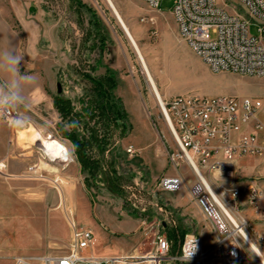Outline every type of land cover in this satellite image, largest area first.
<instances>
[{
	"label": "rangeland",
	"instance_id": "1",
	"mask_svg": "<svg viewBox=\"0 0 264 264\" xmlns=\"http://www.w3.org/2000/svg\"><path fill=\"white\" fill-rule=\"evenodd\" d=\"M15 1L26 11L33 31H24L16 18L11 19L22 48L27 45L26 61L20 75L0 77V89L18 95L15 108L23 119L15 125L0 119L7 160L6 166L0 165V179L11 187L10 197L8 191L0 194V264H15L17 257L67 254L71 241L57 239L64 228L72 234L71 222L95 233L90 254L128 257L124 264H153L145 257L154 251L158 234L169 239L174 254L187 235H198L210 245L212 226L189 194L195 174L185 163L176 166L170 161L177 147L138 54L109 2ZM111 1L131 28L161 99L187 93L264 99V77L215 73L183 46L172 15L174 0H162L157 9L141 0ZM250 30L259 35L258 26L251 25ZM87 74L114 76V93L126 113L124 129L112 122L105 131L99 116L90 119L83 111L88 103ZM59 98L70 103L57 102ZM59 105L72 107L73 113L63 115ZM75 112L85 114L76 117ZM71 133L88 142L90 170L84 169ZM33 134L57 140L68 148L70 159L62 162L49 156L40 142L31 139ZM156 146L162 154L154 163ZM130 147L136 150L133 156L127 152ZM235 169L239 184L264 182V174L252 173L257 169L264 173V159L244 158ZM202 172L215 191L231 183L224 174ZM173 175L184 179L181 191L158 189L161 177ZM242 200L247 234L264 255V205L255 208ZM9 206L11 212L3 213ZM8 220L11 224L5 229ZM103 239L106 243L99 244ZM242 242L254 264H261L254 250Z\"/></svg>",
	"mask_w": 264,
	"mask_h": 264
},
{
	"label": "built area",
	"instance_id": "2",
	"mask_svg": "<svg viewBox=\"0 0 264 264\" xmlns=\"http://www.w3.org/2000/svg\"><path fill=\"white\" fill-rule=\"evenodd\" d=\"M141 1L157 9L162 0ZM222 1L174 0L172 15L180 38L215 73L264 77V0ZM251 25L258 26L259 35L251 33ZM157 101L177 147L169 159L176 166L185 163L195 174L189 194L210 222L214 240L205 245L200 236L187 235L174 254L169 239L158 234L154 251L145 259L153 264H254L242 242L249 227L241 215L242 199L255 208L264 205V182L239 184L235 165L242 157L264 159V99L187 93L169 99L157 97ZM18 114L13 103L0 111V119L15 125L23 121ZM237 133L241 135L234 141ZM127 152L136 154L133 147ZM203 169L224 174L231 183L215 191ZM157 187L178 192L185 181L179 175L163 176ZM71 223L67 254L17 257L15 264H124L128 259L90 254L95 244L93 230Z\"/></svg>",
	"mask_w": 264,
	"mask_h": 264
},
{
	"label": "crops",
	"instance_id": "3",
	"mask_svg": "<svg viewBox=\"0 0 264 264\" xmlns=\"http://www.w3.org/2000/svg\"><path fill=\"white\" fill-rule=\"evenodd\" d=\"M12 18H16V20L20 22L24 31H26V32H29V30L33 31L32 30L33 29L32 24L28 23L29 20L27 19L26 11L23 13L21 8L19 7V4H17L15 0H0V53L5 52V51H10L13 54H22L24 56V60L22 61V63H23L24 61H26L27 45H24V47L22 48L21 36L17 31H15L13 29V27L11 25V19ZM176 35H177V38H179V40L183 44V46L189 48L185 44V42L182 39H180V36L178 34V30H177ZM33 42H34V40L31 39L30 40L31 46H33L32 45ZM7 76L8 75L6 73L0 72L1 78H6ZM28 92H30V90H28ZM4 130H5L4 125L0 124V165L4 164L6 166L7 165L6 144H5L4 138L1 137V135H2L1 132ZM240 135H241V133H237V134L233 135L234 141H236L240 137ZM155 142H156V140H155ZM153 153H155L153 162L156 163L157 162L156 158L162 154V150L158 146H156ZM145 155H147L150 158L149 152L146 151ZM244 158H255L256 159V157H242V158L238 159V161L236 162V165ZM8 163H9L8 165H10V162H8ZM150 163L149 164L146 163V164H148V166L150 167L151 166ZM252 173L264 174L261 169L260 170L257 169L256 171H254ZM153 176H154V174H153ZM173 176H178V175H173ZM10 188H11L10 186L7 188L5 179L4 180L0 179V194L3 193V195H5L6 191H8V196L10 197L11 196ZM10 212H11L10 206L7 210L6 209L3 210V213H10ZM20 212L21 213H27L26 211H23V212L20 211ZM58 212L60 213L61 216H64L61 211H58ZM3 224H4L3 225L4 228L7 229L9 227V224H11V222L8 220V221H5ZM4 234H5V232H4ZM96 239H97V237L95 236V241H96ZM57 240L58 241H71L72 240L71 231L69 230V232L66 233V230L64 228L62 235H60ZM3 241H6V239H4ZM102 243L105 244L106 240L103 239V241H99V244H102ZM91 251L92 250H90V253H91ZM92 255H94V254H92ZM110 255L109 254H102V255H94V256L105 258V257H108Z\"/></svg>",
	"mask_w": 264,
	"mask_h": 264
},
{
	"label": "trees",
	"instance_id": "4",
	"mask_svg": "<svg viewBox=\"0 0 264 264\" xmlns=\"http://www.w3.org/2000/svg\"><path fill=\"white\" fill-rule=\"evenodd\" d=\"M85 82L89 85L88 90L89 93L87 95L88 103H86L85 107H83V111H85L90 119L93 117L99 116L102 124L104 125L105 131H108L110 129V123L115 122L117 125H120L122 129L127 125V122L124 120V116H126V113L123 111V107L118 104L120 100L117 98L116 94L114 93V86H115V78L113 75H109L105 78L102 77H95L93 75L87 74L84 75ZM70 103L69 100H62L58 99L57 102ZM62 110H64L62 113L63 115L68 116L70 113H73L72 107L67 106H61ZM124 113V114H123ZM75 116L82 117V114L80 112H75ZM85 116V115H84ZM109 125V126H108ZM85 126L87 128H90L89 123H85ZM90 130H93V128H90ZM75 132V131H74ZM71 139H73V142L75 144L77 155L82 162V165L84 169L90 170V164L88 162V154L86 151V145L88 142L84 141L83 139H76V134L71 133L69 135ZM91 137H94V134H91Z\"/></svg>",
	"mask_w": 264,
	"mask_h": 264
},
{
	"label": "bare ground",
	"instance_id": "5",
	"mask_svg": "<svg viewBox=\"0 0 264 264\" xmlns=\"http://www.w3.org/2000/svg\"><path fill=\"white\" fill-rule=\"evenodd\" d=\"M109 2L110 7L112 8L114 15L117 17V19L119 20L122 28L124 29V31L126 32L130 42L132 43L133 47L135 48L138 57L140 59V62L142 64V67L145 71V73L148 76L149 82L154 90V92L156 93V97L161 99V94L157 88V85L155 83L154 78L152 77V74L149 70L148 64L146 62V59L143 55V52L141 50V48L139 47L137 40L131 30V28L127 25V23L124 21L123 17L120 15V13L118 12L117 8L115 7V5L113 4V2L111 0H107ZM31 139H33L34 141H38L40 142V144L42 145V149L45 153H47L49 156H51L54 159L60 160L62 162H66L68 161L69 158V150L67 147L63 146L61 143H59L57 140H52V139H47L44 138L42 136H40L39 134H33L31 136ZM244 235L246 237V243L250 246V248H252L255 252V254L258 257L259 262H261V264H264V255L263 253L256 247V245L252 242L253 240L251 238H249V235L247 233L244 232Z\"/></svg>",
	"mask_w": 264,
	"mask_h": 264
},
{
	"label": "clouds",
	"instance_id": "6",
	"mask_svg": "<svg viewBox=\"0 0 264 264\" xmlns=\"http://www.w3.org/2000/svg\"><path fill=\"white\" fill-rule=\"evenodd\" d=\"M23 60L24 56L22 54H13L10 51L0 53V72L6 73L9 77L20 75V66ZM17 99L18 95L14 91L0 89V111L6 107L10 108ZM71 126L75 127V124Z\"/></svg>",
	"mask_w": 264,
	"mask_h": 264
},
{
	"label": "water",
	"instance_id": "7",
	"mask_svg": "<svg viewBox=\"0 0 264 264\" xmlns=\"http://www.w3.org/2000/svg\"><path fill=\"white\" fill-rule=\"evenodd\" d=\"M57 88H58V93L60 94L62 92L60 83L57 84ZM166 264H171V263L168 262Z\"/></svg>",
	"mask_w": 264,
	"mask_h": 264
}]
</instances>
